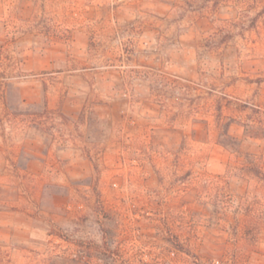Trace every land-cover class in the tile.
Masks as SVG:
<instances>
[{"label":"rangeland","instance_id":"1","mask_svg":"<svg viewBox=\"0 0 264 264\" xmlns=\"http://www.w3.org/2000/svg\"><path fill=\"white\" fill-rule=\"evenodd\" d=\"M264 0H0V264H264Z\"/></svg>","mask_w":264,"mask_h":264},{"label":"trees","instance_id":"2","mask_svg":"<svg viewBox=\"0 0 264 264\" xmlns=\"http://www.w3.org/2000/svg\"><path fill=\"white\" fill-rule=\"evenodd\" d=\"M262 180H264V177H262Z\"/></svg>","mask_w":264,"mask_h":264}]
</instances>
